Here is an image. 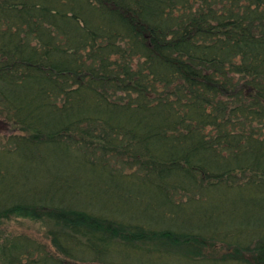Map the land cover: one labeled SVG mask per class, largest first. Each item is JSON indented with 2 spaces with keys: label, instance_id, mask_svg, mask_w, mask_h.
Masks as SVG:
<instances>
[{
  "label": "trees",
  "instance_id": "trees-1",
  "mask_svg": "<svg viewBox=\"0 0 264 264\" xmlns=\"http://www.w3.org/2000/svg\"><path fill=\"white\" fill-rule=\"evenodd\" d=\"M4 122L0 264H264V0H0Z\"/></svg>",
  "mask_w": 264,
  "mask_h": 264
},
{
  "label": "rangeland",
  "instance_id": "rangeland-1",
  "mask_svg": "<svg viewBox=\"0 0 264 264\" xmlns=\"http://www.w3.org/2000/svg\"><path fill=\"white\" fill-rule=\"evenodd\" d=\"M3 129L0 131V134L2 136H11V135H22L23 133L20 132L17 128L13 127L10 124H7L6 122L2 123ZM135 193L138 195H142L141 200L144 202H152L153 199L149 198L146 195V191L144 189H138L134 188ZM129 216L137 217L139 222H152V219L148 217H153L155 222L157 223L160 215L154 214V213H146L143 209H139L138 207L134 206L129 212ZM169 225H175V222L173 221H167ZM160 224V223H159ZM8 231V234L13 235H28L31 238L35 239L37 242L47 246L48 250L52 253L55 252V250L52 247L51 241H50V229L49 227L44 223H32L30 221L25 220H15L12 223L9 224V228H4Z\"/></svg>",
  "mask_w": 264,
  "mask_h": 264
}]
</instances>
